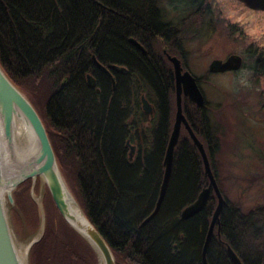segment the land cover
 <instances>
[{
  "label": "trees",
  "instance_id": "16d2710c",
  "mask_svg": "<svg viewBox=\"0 0 264 264\" xmlns=\"http://www.w3.org/2000/svg\"><path fill=\"white\" fill-rule=\"evenodd\" d=\"M166 1L181 15L179 22L165 19L161 0H0V65L39 112L69 189L111 247L117 264H204L203 251L218 200L214 192L202 211L190 218L182 216L184 208L209 185L201 152L185 128L175 148L174 169L161 207L146 222L159 200L177 109L174 65L167 52L178 56L184 69L192 72L186 43L207 37L222 24L230 37L251 45L246 54L251 63L243 66H249L264 86V26L262 36L250 35L245 24L226 16L222 3L236 8L245 5L255 17V13L264 14V0ZM93 55L104 65L129 68L128 74H117L115 91L104 74L98 76L102 92L88 85V72L100 74ZM193 74L201 87L203 79ZM143 95L156 105L152 117L144 112ZM183 108L226 198L220 235L217 225L207 250L208 263L235 264L228 255L230 244L245 264H264V204L246 212L224 192L214 161L222 140L207 98L199 108L184 96ZM128 140L138 146L133 158ZM36 180L37 194L41 178ZM32 183L29 179L15 190L16 203L10 209L21 208L18 201L26 191L39 224ZM46 197L56 210L51 236L46 237V220L45 233L33 245L30 259L35 246L45 243L38 264H90V260L99 264L97 253L63 218L47 186ZM81 243L86 255L79 250Z\"/></svg>",
  "mask_w": 264,
  "mask_h": 264
},
{
  "label": "water",
  "instance_id": "95a60500",
  "mask_svg": "<svg viewBox=\"0 0 264 264\" xmlns=\"http://www.w3.org/2000/svg\"><path fill=\"white\" fill-rule=\"evenodd\" d=\"M130 41L138 46L143 52L148 50L140 44L136 39L130 38ZM165 52L167 50L165 49ZM170 61L174 65L177 91V113L176 120L171 133L170 142L168 144L167 154L165 157V175L161 186L160 196L155 211L146 220L152 219L158 212L166 194L171 174L173 172L174 153L176 145L185 124L190 130L193 141L199 147L205 162V172L210 179V185L199 194L194 203H191L182 212L183 218H190L199 213L207 205L212 191L217 194L218 204L213 214L210 228L205 243L203 258L204 263L207 261V250L212 240L215 228L218 226L220 235V215L225 204L226 198L220 188L218 178L216 177L213 167L211 166L210 156L205 151V146L195 133L193 132L186 115L183 110V95L188 96L199 108L206 103V97L200 88L198 77L190 70L184 69L182 61L178 56H173L167 52ZM93 59L103 69L107 70L102 63L93 55ZM244 58L240 54H230L227 59L215 60L212 64V71H230L240 70L243 67ZM118 67V66H117ZM118 69L126 70V67H118ZM88 83L91 87L96 85V79L92 74H88ZM142 105L145 113H152L153 106L146 96H142ZM19 124H23L30 134L29 145L25 146L24 151L17 149L16 145V129ZM44 122L37 111L34 104L27 95L18 88L5 73L0 65V264H28L20 254L17 238L13 228L10 216V205L15 204L14 192L24 182L29 179L33 181L32 192L34 193L36 179L40 177L44 184L48 187L53 200L59 209L61 215L67 222L79 232L87 242L92 246L94 251L99 253L103 264H117L115 255L104 240L101 233L91 223L86 216L83 219L77 212L75 206L78 201L72 193L66 178L61 170L56 153L51 143ZM134 149V148H133ZM132 154V153H131ZM132 157V156H131ZM43 215L42 234L46 221V212L43 202L40 204ZM42 236V235H41ZM228 255L231 256L235 264H244L241 257L227 244ZM98 256V254H97Z\"/></svg>",
  "mask_w": 264,
  "mask_h": 264
},
{
  "label": "rangeland",
  "instance_id": "374dc122",
  "mask_svg": "<svg viewBox=\"0 0 264 264\" xmlns=\"http://www.w3.org/2000/svg\"><path fill=\"white\" fill-rule=\"evenodd\" d=\"M222 3L225 5L224 12L228 18L245 24V30L250 35L262 36L264 14L255 13L258 15L252 17L245 5L236 8L225 1ZM160 5L166 20L180 21L179 12L174 10L166 0H161ZM216 14L217 17L220 15L219 9ZM186 44L190 51L189 66L193 73L203 79L200 88L204 90L211 104V119L214 125L218 126L222 140V149L214 160L218 167L219 181L230 199L239 203L247 212L257 205L264 204V86L261 82H257L255 72L249 66L230 71H212L211 67L215 60L225 61L230 54L234 53L243 56L244 64H250L252 58L247 57V52L251 45L230 37L222 24H219L217 29L207 37L203 39L195 37ZM45 187L46 184L41 179L40 191L37 192L41 198L45 196ZM31 194L39 206L38 213L41 215L39 224L37 211L26 191L22 192L23 198L18 201L22 209L16 206L15 211L9 210L14 231L22 240L31 239L37 235H42L41 239L46 229L47 222L42 234L41 203L37 201L32 188ZM42 202L49 224L46 237H50L56 210L51 198L46 197ZM46 248L45 243L42 245L38 243L32 253L33 256L31 259L28 258V264H31V260L32 264H38ZM79 250L86 255L87 250L82 243L79 244ZM91 262L90 260V264Z\"/></svg>",
  "mask_w": 264,
  "mask_h": 264
},
{
  "label": "bare ground",
  "instance_id": "6f19581e",
  "mask_svg": "<svg viewBox=\"0 0 264 264\" xmlns=\"http://www.w3.org/2000/svg\"><path fill=\"white\" fill-rule=\"evenodd\" d=\"M174 56V55H173ZM94 60V59H93ZM87 78H88V76H87ZM204 107V106H203ZM176 113H177V109H176ZM185 113V112H184ZM186 115V114H185ZM186 118H187V116H186ZM174 120H176V114H175V119ZM173 120V121H174ZM187 120H188V118H187ZM188 122H189V124H190V126H191V128H192V130H193V132L195 133V135L196 136H198L197 134H196V132H195V130H194V128L192 127V125H191V123H190V121L188 120ZM175 123V122H174ZM182 127L183 128H185L186 129V131H188L189 132V134H190V137L192 138V135H191V132H190V130L186 127V125L185 124H183L182 125ZM181 131V130H180ZM181 135H182V131H181V134H180V137H179V141H178V143H177V145L179 144V142H180V138H181ZM170 138H171V135H170ZM30 139H31V137H30V134H29V132L26 130V128L23 126V124H19L18 126H17V129H16V145H17V149L18 150H20V151H22L21 149H23V148H25V146L27 145H29V142H30ZM193 139V138H192ZM169 142H170V140H169ZM127 144H128V146H129V154H130V158H133L134 156V152L136 153L137 152V148H138V146H137V144H134L133 142H131V140H128V142H127ZM131 148V149H130ZM134 148V149H133ZM199 148V147H198ZM167 149H168V147H167ZM206 149V148H205ZM23 151H24V149H23ZM206 151V150H205ZM25 152V151H24ZM167 152V151H166ZM165 152V153H166ZM132 153V154H131ZM167 154V153H166ZM202 155V154H201ZM132 156V157H131ZM203 157V156H202ZM174 161H175V153H174ZM203 162H204V159H203ZM210 162H211V166L213 167V164H212V161H211V159H210ZM204 168H205V162H204ZM173 169H174V164H173ZM214 170V169H213ZM205 172V171H204ZM206 173V172H205ZM214 173H215V171H214ZM207 175V174H206ZM216 175V174H215ZM217 177V176H216ZM218 178V177H217ZM209 185H210V179H209ZM208 185V186H209ZM207 186V187H208ZM206 188V187H205ZM202 192V191H201ZM214 193V191H212V193H211V196H212V194ZM44 194H45V192H44ZM215 195H216V197H217V194L215 193ZM35 197H36V199H37V201H39L40 203H42V201H43V199H44V195H43V197L41 198V197H39V194H36L35 193ZM217 200H218V197H217ZM75 208L77 209V212H78V214L84 219L85 217L84 216H86L85 215V213H84V211L82 210V208H81V206L78 204V206L76 205L75 206ZM216 208H217V206H216ZM59 210V209H58ZM216 210V209H215ZM215 212V211H214ZM40 235H37V236H35L34 238H31V239H27V240H22V239H20L19 237H17V234H16V238H17V245H18V249H19V252H20V254L23 256V258L26 260V261H28V258L30 257V252H31V249H32V247H33V245L36 243V242H38L39 240H40ZM234 249V248H233ZM235 250V249H234ZM97 254H98V258H99V264H103L102 263V261H101V259H100V256H99V253L97 252ZM203 262H204V258H203ZM242 262L244 263V261H243V259H242ZM205 264V263H204ZM245 264V263H244Z\"/></svg>",
  "mask_w": 264,
  "mask_h": 264
},
{
  "label": "flooded vegetation",
  "instance_id": "af4514ba",
  "mask_svg": "<svg viewBox=\"0 0 264 264\" xmlns=\"http://www.w3.org/2000/svg\"><path fill=\"white\" fill-rule=\"evenodd\" d=\"M93 62H94V64H95V68H97V69H99L100 70V74L99 75H95L93 72H88L87 73V76H88V74H92L93 76H94V78L96 79V85L94 86V87H92V88H96L97 89V91L98 92H102V88L100 87V86H98V83L100 82L99 80H98V76H101L102 77V75L104 74L105 75V77L110 81V83H111V86H112V89L115 91V89H116V87H117V84H118V78H117V74L119 73L120 75L122 74H128L129 73V68L126 66V65H122V64H116V63H113V64H111V63H108V64H103L104 65V67L107 69V70H105V69H103L98 63H96L94 60H93ZM101 63V62H100ZM126 67V70H121V69H118V67ZM87 76H86V79H87V83H88V78H87ZM175 80H176V78H175ZM99 81V82H98ZM101 83V82H100ZM62 84H65V82H63ZM88 85H89V83H88ZM90 86V85H89ZM91 87V86H90ZM185 95H183V97H184ZM188 97V96H187ZM151 104H152V106H153V111H152V113L151 114H149L148 115V113L146 114L148 117H152V116H154L155 115V113H156V111H157V108H156V105L155 104H153L152 102H151ZM184 109V108H183ZM145 112V111H144ZM184 112H185V110H184ZM134 119H135V116H134ZM136 120V119H135ZM175 122V121H174ZM173 126H174V123H173V125H172V130H173ZM183 128V127H182Z\"/></svg>",
  "mask_w": 264,
  "mask_h": 264
}]
</instances>
